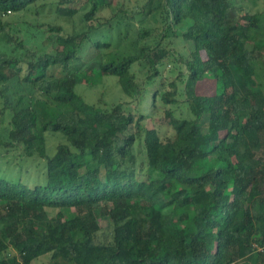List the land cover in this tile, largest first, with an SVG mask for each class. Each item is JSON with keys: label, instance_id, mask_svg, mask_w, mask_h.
I'll list each match as a JSON object with an SVG mask.
<instances>
[{"label": "trees", "instance_id": "1", "mask_svg": "<svg viewBox=\"0 0 264 264\" xmlns=\"http://www.w3.org/2000/svg\"><path fill=\"white\" fill-rule=\"evenodd\" d=\"M41 1L0 0V151L44 162L36 178L0 170V255L13 252L0 264H264V10L59 0L69 18L84 12L80 32L6 20ZM105 76L135 111L77 92ZM56 133L66 143L50 156Z\"/></svg>", "mask_w": 264, "mask_h": 264}, {"label": "rangeland", "instance_id": "2", "mask_svg": "<svg viewBox=\"0 0 264 264\" xmlns=\"http://www.w3.org/2000/svg\"><path fill=\"white\" fill-rule=\"evenodd\" d=\"M59 0H44L39 2L36 6H33L28 11H24L19 14H10L6 20L17 22V21H28V22H39V23H49L50 25L55 26L56 28H62L63 33H78L82 29V22L81 16L84 12H79L74 18H69L68 14H70L67 10L56 9V2ZM77 1V8L81 7L85 0H76ZM110 2L111 0H106ZM241 5H243L246 9L252 11L253 13L261 12L264 10V0H237ZM47 4L49 7L41 8L40 5ZM40 6V7H39ZM52 6V13H49V10ZM37 7V8H36ZM40 11V13H38ZM109 15V12L105 13ZM57 28V29H58ZM176 47L179 51L185 55L186 57H194L199 58L201 55L195 51L194 45L191 42H184L179 40L176 44ZM171 67L168 66V69ZM91 73V72H90ZM188 90H194L193 86H189ZM197 91L199 92H207V88L204 86L197 87ZM77 92L89 103L92 105L99 106L103 109H110L112 106L117 104H126V112L135 111L136 105L130 98L124 95L121 86L118 82V79L112 76H105L102 80L98 83H93L91 80L84 81L82 84L77 86ZM146 111L149 113L150 105L146 106ZM151 116V115H149ZM149 117L147 120V125L149 128H153L154 124H156L160 128L161 135L166 133L167 129L161 128L163 120L161 118H157V121L151 119ZM168 131L167 133H169ZM171 133V132H170ZM66 143L65 137L60 134H48L47 135V147H48V154L50 156H54L57 152V147L60 144ZM135 156H136V166L137 168L140 165L145 163V154L143 150V143L138 142L135 147ZM26 158L21 155V151H14V152H7L6 150L0 151V170L2 173L5 170H8V173H12L13 176H18L20 169L24 167L27 169L24 172L25 177L36 178V172L31 169L35 165H39L42 167L44 165L43 160L38 157L30 159V163L26 164ZM19 166V167H18ZM28 174H30L28 176ZM63 215L66 219H72L77 215V212L74 209H63ZM55 213H51L53 216ZM99 221L102 227L106 226L105 219L103 218L101 212H99ZM12 251H9L7 254L0 255V260L3 259L6 255L12 254ZM49 257L42 258L36 264H48ZM239 264V262H237Z\"/></svg>", "mask_w": 264, "mask_h": 264}, {"label": "built area", "instance_id": "3", "mask_svg": "<svg viewBox=\"0 0 264 264\" xmlns=\"http://www.w3.org/2000/svg\"><path fill=\"white\" fill-rule=\"evenodd\" d=\"M254 247H255L256 252L264 254V247L259 246V245H255Z\"/></svg>", "mask_w": 264, "mask_h": 264}]
</instances>
